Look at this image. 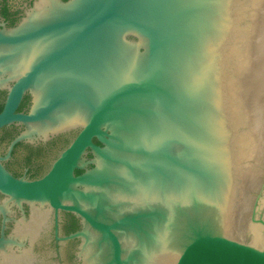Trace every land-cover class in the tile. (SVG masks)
Segmentation results:
<instances>
[{
	"label": "water",
	"instance_id": "obj_1",
	"mask_svg": "<svg viewBox=\"0 0 264 264\" xmlns=\"http://www.w3.org/2000/svg\"><path fill=\"white\" fill-rule=\"evenodd\" d=\"M4 88L18 141L78 131L0 192L74 214L80 264H264V0H39Z\"/></svg>",
	"mask_w": 264,
	"mask_h": 264
},
{
	"label": "flooded vegetation",
	"instance_id": "obj_2",
	"mask_svg": "<svg viewBox=\"0 0 264 264\" xmlns=\"http://www.w3.org/2000/svg\"><path fill=\"white\" fill-rule=\"evenodd\" d=\"M38 1L0 0V30L19 27ZM7 94L8 88L0 89V112ZM31 104L32 96L26 93L17 111L28 113ZM23 130L17 125L0 129V156L12 174L29 180L43 177L78 134L71 131L31 143L17 140ZM80 229V220L72 213L17 203L0 192V264H9L7 258L14 256L29 258L27 264H80L76 254L79 240L68 238Z\"/></svg>",
	"mask_w": 264,
	"mask_h": 264
}]
</instances>
